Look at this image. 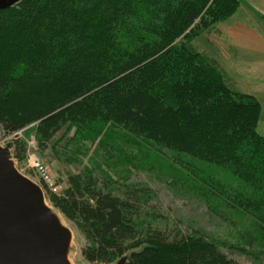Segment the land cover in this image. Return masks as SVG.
<instances>
[{"label":"trees","instance_id":"trees-1","mask_svg":"<svg viewBox=\"0 0 264 264\" xmlns=\"http://www.w3.org/2000/svg\"><path fill=\"white\" fill-rule=\"evenodd\" d=\"M240 3L22 0L1 10L0 132L32 130L45 149L63 131L93 141L120 129L159 153L221 168L225 180L195 172L198 192L252 219L264 243L261 104L236 90L194 44L233 17ZM13 155L23 161L25 144L15 141ZM186 163L180 162L193 171ZM107 179L100 185L93 172L71 175L62 195L47 193L84 238L85 261L239 264L201 229L156 226L157 196L148 186Z\"/></svg>","mask_w":264,"mask_h":264},{"label":"rangeland","instance_id":"rangeland-1","mask_svg":"<svg viewBox=\"0 0 264 264\" xmlns=\"http://www.w3.org/2000/svg\"><path fill=\"white\" fill-rule=\"evenodd\" d=\"M257 11L264 18V12L261 9ZM242 12L243 8L238 15ZM206 38L207 36L198 38L194 44L203 53L205 50L210 53L212 59L220 61L217 44L220 38L218 35L213 36L214 42L209 45L205 43V49ZM114 132L120 135L103 136L92 141L91 138L82 140L78 136L74 137V131L68 134L63 131L49 146L41 149L34 131L26 129L8 136L0 132V145L15 141L25 144V158L19 161L21 167L32 179L44 186L41 176L29 162L30 154L37 156L49 168L58 185L57 195H62L68 188L71 175L84 176L88 172H93L100 185L107 178L114 182L146 185L157 196L152 203L160 216L156 226L167 230L178 227L183 233L201 229L220 242L230 259L239 264H264V243L259 242V232L252 219L223 206L213 205L212 201L209 203L210 200L198 192L200 176L195 174L196 171L203 169L206 174L216 175L222 180L228 176L226 171L215 166L189 163L186 156L180 157L169 151L159 153L149 145L132 139L120 129H115ZM100 139L103 142L98 145ZM180 162H187V166L193 168V171L186 169ZM45 189L47 193L54 194L49 188ZM47 203L53 207L48 200ZM56 212L73 232L71 263L91 264L82 256L85 245L82 235L72 222L65 219L58 210Z\"/></svg>","mask_w":264,"mask_h":264},{"label":"water","instance_id":"water-1","mask_svg":"<svg viewBox=\"0 0 264 264\" xmlns=\"http://www.w3.org/2000/svg\"><path fill=\"white\" fill-rule=\"evenodd\" d=\"M21 1L0 0V11ZM12 149V142L0 146V264H72V230L42 187L18 171Z\"/></svg>","mask_w":264,"mask_h":264},{"label":"crops","instance_id":"crops-1","mask_svg":"<svg viewBox=\"0 0 264 264\" xmlns=\"http://www.w3.org/2000/svg\"><path fill=\"white\" fill-rule=\"evenodd\" d=\"M240 2L233 17L206 35L204 48L205 43L214 42L212 37L218 35L220 61H215L236 90L252 95L260 102L262 112L257 130L264 137V18L257 11L264 12V0ZM242 8L243 12L238 15ZM205 54L212 58L207 51Z\"/></svg>","mask_w":264,"mask_h":264},{"label":"built area","instance_id":"built-area-1","mask_svg":"<svg viewBox=\"0 0 264 264\" xmlns=\"http://www.w3.org/2000/svg\"><path fill=\"white\" fill-rule=\"evenodd\" d=\"M29 158H30V161H29L30 165L32 166V168L36 169L38 174L41 176L45 188H49L54 193H57L58 185L56 184L53 176L51 175L49 168L45 166L44 164H42L40 159L34 154H30ZM21 172L26 173L22 167H21Z\"/></svg>","mask_w":264,"mask_h":264}]
</instances>
